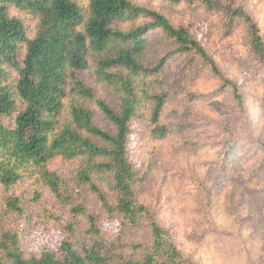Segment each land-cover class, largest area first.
I'll return each mask as SVG.
<instances>
[{
	"label": "trees",
	"instance_id": "16d2710c",
	"mask_svg": "<svg viewBox=\"0 0 264 264\" xmlns=\"http://www.w3.org/2000/svg\"><path fill=\"white\" fill-rule=\"evenodd\" d=\"M196 2L195 8L216 14L225 27L240 28L247 58L264 76V38L241 0ZM22 14L36 23L32 38L26 36ZM139 18L149 22L136 26ZM152 30L161 33L170 50L149 52L146 34ZM172 58H184L181 76L206 72L217 80V91L229 93L247 122L242 84L226 77L186 26L156 10L134 0H0V191L7 195L6 213L18 220L0 232V264H198L136 197L139 166L131 159L133 122L146 119L156 141L167 133L160 119L173 94L163 73ZM88 70L110 90L114 103L95 98L82 82L80 75ZM257 143L264 152V143ZM56 159L73 165L74 182L47 169ZM25 174L33 175L65 211V220L47 215L61 233L55 251L24 250L18 223L26 211L16 190ZM95 176L106 178L107 193ZM86 193L119 228L146 229V239L125 242L102 229L101 213L90 212L82 200ZM205 199L209 206V192ZM202 213L210 222L208 207Z\"/></svg>",
	"mask_w": 264,
	"mask_h": 264
},
{
	"label": "rangeland",
	"instance_id": "374dc122",
	"mask_svg": "<svg viewBox=\"0 0 264 264\" xmlns=\"http://www.w3.org/2000/svg\"><path fill=\"white\" fill-rule=\"evenodd\" d=\"M196 1L134 0L162 13L173 24L186 26L226 77L242 84L247 122L235 111L229 93L217 91V80L206 72L181 76L178 70L184 58L170 59L163 75L173 95L160 119L167 130L165 137L154 140L146 119L133 122L131 127V159L139 166L140 176L136 197L162 227L172 231L178 248L198 264H264V152L257 143H264L263 72L247 58L240 28L225 27L216 14L195 8ZM241 2L264 38V0ZM20 16L27 38H32L35 21L29 15ZM146 22L149 19L139 18L134 24ZM131 24L122 28L126 30ZM146 39L149 52L162 54L171 48L158 30L148 32ZM80 78L95 98L115 102L110 90L97 82L93 70L83 72ZM47 169L74 182L69 163L56 159ZM94 180L107 193L106 178L95 176ZM206 192L210 193L209 206ZM16 193L24 198L26 211V218L18 223L24 250L31 254L55 251L61 233L47 215L57 214L65 220L63 208L31 174L19 180ZM6 200L7 195L0 191V232L12 229L18 221L6 213ZM82 200L90 212L99 211L95 197L86 193ZM207 207L210 222H204L202 213ZM100 213L101 228L118 234L122 241L146 239L143 227L119 228L115 219Z\"/></svg>",
	"mask_w": 264,
	"mask_h": 264
}]
</instances>
